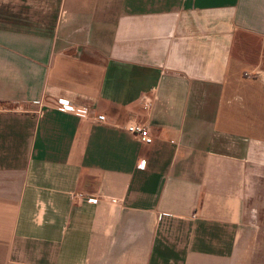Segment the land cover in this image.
<instances>
[{
  "label": "crops",
  "instance_id": "obj_1",
  "mask_svg": "<svg viewBox=\"0 0 264 264\" xmlns=\"http://www.w3.org/2000/svg\"><path fill=\"white\" fill-rule=\"evenodd\" d=\"M0 105V264H264V0H0Z\"/></svg>",
  "mask_w": 264,
  "mask_h": 264
},
{
  "label": "built area",
  "instance_id": "obj_2",
  "mask_svg": "<svg viewBox=\"0 0 264 264\" xmlns=\"http://www.w3.org/2000/svg\"><path fill=\"white\" fill-rule=\"evenodd\" d=\"M145 103H146L145 105L146 108H150L152 106L151 102L146 101ZM60 109L64 113H68L71 115H77L82 118H87L91 116V112L88 109L83 108V107L74 106L68 102L62 103V105L60 106ZM5 111L6 109L2 107V105H0V114ZM96 119L100 122H104L106 120L105 116H102V115L97 116ZM126 130L131 135L136 136L142 144L148 145V146L153 144L154 140H153L152 134L148 126H146L145 124L131 121L127 124ZM195 217L196 215H194V218Z\"/></svg>",
  "mask_w": 264,
  "mask_h": 264
}]
</instances>
